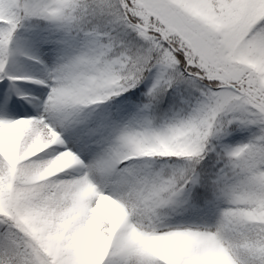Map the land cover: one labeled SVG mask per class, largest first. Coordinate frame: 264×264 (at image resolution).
<instances>
[{
  "label": "snow or ice",
  "instance_id": "6c2138e0",
  "mask_svg": "<svg viewBox=\"0 0 264 264\" xmlns=\"http://www.w3.org/2000/svg\"><path fill=\"white\" fill-rule=\"evenodd\" d=\"M0 264H264V0H0Z\"/></svg>",
  "mask_w": 264,
  "mask_h": 264
},
{
  "label": "rangeland",
  "instance_id": "374dc122",
  "mask_svg": "<svg viewBox=\"0 0 264 264\" xmlns=\"http://www.w3.org/2000/svg\"><path fill=\"white\" fill-rule=\"evenodd\" d=\"M39 86L34 85V84H30V83H25L24 84V91L31 93L32 95H39V91H38ZM46 95V93H45ZM43 98V97H42ZM247 133H235V139L233 138H229V142L236 144V143H240L241 141H244L247 139ZM39 155H43V153L39 154Z\"/></svg>",
  "mask_w": 264,
  "mask_h": 264
},
{
  "label": "clouds",
  "instance_id": "9594fccd",
  "mask_svg": "<svg viewBox=\"0 0 264 264\" xmlns=\"http://www.w3.org/2000/svg\"><path fill=\"white\" fill-rule=\"evenodd\" d=\"M36 150H37V151H42V150H43V146L38 145V146L36 147ZM65 163H66V161H63V160L57 161V162L55 163V165L53 166V168H51V169L49 170V174H55L56 170H57V169H62V168L64 167V164H65Z\"/></svg>",
  "mask_w": 264,
  "mask_h": 264
}]
</instances>
